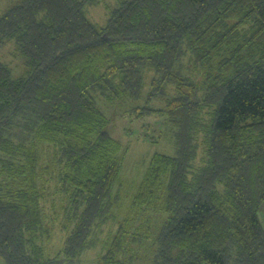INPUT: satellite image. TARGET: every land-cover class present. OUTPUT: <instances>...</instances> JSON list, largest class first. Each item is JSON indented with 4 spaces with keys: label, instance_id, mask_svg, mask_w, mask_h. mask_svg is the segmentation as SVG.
Masks as SVG:
<instances>
[{
    "label": "trees",
    "instance_id": "1",
    "mask_svg": "<svg viewBox=\"0 0 264 264\" xmlns=\"http://www.w3.org/2000/svg\"><path fill=\"white\" fill-rule=\"evenodd\" d=\"M96 1L0 14L25 68L0 60L5 264H264V0H122L103 26ZM127 113L172 147L138 182L107 131Z\"/></svg>",
    "mask_w": 264,
    "mask_h": 264
},
{
    "label": "rangeland",
    "instance_id": "2",
    "mask_svg": "<svg viewBox=\"0 0 264 264\" xmlns=\"http://www.w3.org/2000/svg\"><path fill=\"white\" fill-rule=\"evenodd\" d=\"M18 0H0V14L7 7L16 3ZM122 0H97L94 5L86 7V15L89 20L103 26L106 24L109 12L118 6ZM12 44L0 49V60L10 65ZM17 62V61H14ZM12 62L11 68L14 76H20L24 72L22 64ZM155 108H161V102L153 104ZM163 127L159 117L147 116L144 118H135L128 113L125 116H114L107 127L109 134L123 145L126 149L124 153L123 172L125 178L139 181L143 171L144 162L147 157L155 152L171 153L172 147L165 137H160L157 142H152L149 135L153 129L155 132ZM155 136V134H154ZM153 136V138H154ZM152 138V139H153ZM61 236V238H60ZM63 234L58 230L54 233L53 238L46 245V253L54 255L62 248ZM97 253L95 250L86 251L81 258L80 264H96ZM0 264H5L0 256Z\"/></svg>",
    "mask_w": 264,
    "mask_h": 264
}]
</instances>
